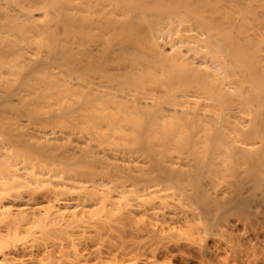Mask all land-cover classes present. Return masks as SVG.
<instances>
[{"label": "bare ground", "instance_id": "obj_1", "mask_svg": "<svg viewBox=\"0 0 264 264\" xmlns=\"http://www.w3.org/2000/svg\"><path fill=\"white\" fill-rule=\"evenodd\" d=\"M113 258L264 264V0H0V264Z\"/></svg>", "mask_w": 264, "mask_h": 264}, {"label": "clouds", "instance_id": "obj_2", "mask_svg": "<svg viewBox=\"0 0 264 264\" xmlns=\"http://www.w3.org/2000/svg\"><path fill=\"white\" fill-rule=\"evenodd\" d=\"M103 245L101 244V247ZM96 264H120L119 261L115 260V258L111 259V260H97ZM134 264V262H133Z\"/></svg>", "mask_w": 264, "mask_h": 264}, {"label": "rangeland", "instance_id": "obj_3", "mask_svg": "<svg viewBox=\"0 0 264 264\" xmlns=\"http://www.w3.org/2000/svg\"><path fill=\"white\" fill-rule=\"evenodd\" d=\"M162 261L165 262L164 259H163ZM160 262H161V261H160ZM163 262H161V264H163ZM175 262H176V261H175ZM177 263H178V264H183V263H185V262L182 263L181 260H178V262H176V264H177ZM190 263H191V264H192V263L195 264V262H193V261H191Z\"/></svg>", "mask_w": 264, "mask_h": 264}]
</instances>
